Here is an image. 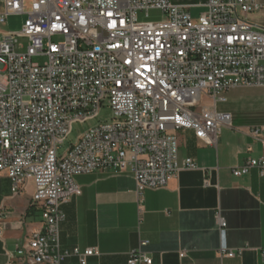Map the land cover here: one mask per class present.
Wrapping results in <instances>:
<instances>
[{"label":"built area","instance_id":"obj_1","mask_svg":"<svg viewBox=\"0 0 264 264\" xmlns=\"http://www.w3.org/2000/svg\"><path fill=\"white\" fill-rule=\"evenodd\" d=\"M3 4L1 24L24 20L0 40V176L10 179L15 195L33 182L32 202L44 219L42 230L7 252L10 260L61 264L77 256L87 264L97 249L60 247V206L82 194L77 176L130 171L142 208L144 190L165 187L180 170L197 167L192 158L180 160L179 131L192 130L216 148L222 129L234 127L231 113L217 103L234 87L264 89V29L248 19L264 9L259 0H207L198 18L190 5L172 0ZM151 12L162 17L151 19ZM39 55L46 57L42 64L33 61ZM105 102L113 120L86 130L59 154L74 124L97 118ZM250 134L264 146V124ZM254 168L264 177V157L246 159L232 174ZM218 220L227 225L219 214ZM147 242L131 252L128 264L153 263L143 250Z\"/></svg>","mask_w":264,"mask_h":264},{"label":"crops","instance_id":"obj_2","mask_svg":"<svg viewBox=\"0 0 264 264\" xmlns=\"http://www.w3.org/2000/svg\"><path fill=\"white\" fill-rule=\"evenodd\" d=\"M172 1L190 5L194 18L207 2ZM3 7L0 0V13ZM248 19L264 29V9ZM225 95L227 101L217 103L216 109L231 113L234 127L222 129L216 148L192 130L179 131V158H192L197 167L180 170L165 187L144 190L142 208L130 171L77 176L82 194L60 206L61 249H97L87 264H128L131 252L146 240L143 250L152 264H264V177L256 168L240 177L232 174L246 159L264 157L263 143L250 134L254 126L264 124V89L238 86ZM10 182L0 176V264H23L10 260L7 252L42 230L44 219L42 209L32 202L33 182L28 181L19 195L13 194ZM218 214L225 227H220ZM221 249L241 252L227 257ZM182 251L184 257L179 256ZM61 264L81 262L70 256Z\"/></svg>","mask_w":264,"mask_h":264},{"label":"rangeland","instance_id":"obj_3","mask_svg":"<svg viewBox=\"0 0 264 264\" xmlns=\"http://www.w3.org/2000/svg\"><path fill=\"white\" fill-rule=\"evenodd\" d=\"M160 17H162V15L158 12H151V19H160ZM24 20V16H15V17H11L9 19V21L7 23H0V40L2 39L1 37L3 36V31L5 30H16L18 28L21 27V23ZM59 38L56 37L55 40H58ZM19 42L23 43V44H27V39L25 38H20ZM18 51H22V50H18ZM33 61L36 63H44V61H46V57L44 56H34L33 57ZM112 108L110 106V104L108 102H105L100 110L99 115L97 118L95 119H91L88 120L86 122H78L75 123L73 126V132L70 135V137L67 138V140H65V143L60 147L59 149V154H63L65 153L70 147L71 145L76 142V139H78V137L83 134L86 130L92 128V127H96L98 125L101 124H105L111 122L114 118V113L112 112Z\"/></svg>","mask_w":264,"mask_h":264}]
</instances>
